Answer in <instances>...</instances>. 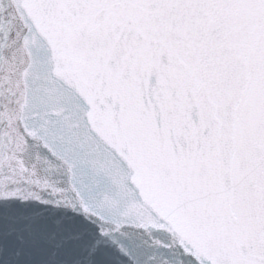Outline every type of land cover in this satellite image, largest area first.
Returning <instances> with one entry per match:
<instances>
[{
	"label": "snow or ice",
	"instance_id": "snow-or-ice-1",
	"mask_svg": "<svg viewBox=\"0 0 264 264\" xmlns=\"http://www.w3.org/2000/svg\"><path fill=\"white\" fill-rule=\"evenodd\" d=\"M0 264H264V0H0Z\"/></svg>",
	"mask_w": 264,
	"mask_h": 264
}]
</instances>
